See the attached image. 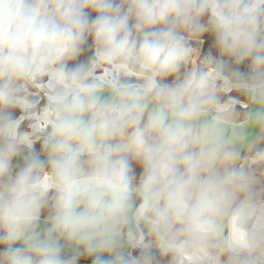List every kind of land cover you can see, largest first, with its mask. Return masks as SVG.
<instances>
[{
	"label": "clouds",
	"instance_id": "obj_1",
	"mask_svg": "<svg viewBox=\"0 0 264 264\" xmlns=\"http://www.w3.org/2000/svg\"><path fill=\"white\" fill-rule=\"evenodd\" d=\"M0 264H264V0H0Z\"/></svg>",
	"mask_w": 264,
	"mask_h": 264
}]
</instances>
